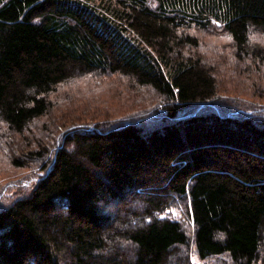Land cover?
Returning <instances> with one entry per match:
<instances>
[{
  "label": "trees",
  "instance_id": "obj_1",
  "mask_svg": "<svg viewBox=\"0 0 264 264\" xmlns=\"http://www.w3.org/2000/svg\"><path fill=\"white\" fill-rule=\"evenodd\" d=\"M192 30L264 70V0H0L1 137L31 171L0 188V264H264V104L225 97ZM82 76L160 102L34 133Z\"/></svg>",
  "mask_w": 264,
  "mask_h": 264
},
{
  "label": "rangeland",
  "instance_id": "obj_2",
  "mask_svg": "<svg viewBox=\"0 0 264 264\" xmlns=\"http://www.w3.org/2000/svg\"><path fill=\"white\" fill-rule=\"evenodd\" d=\"M191 34L200 43V54L219 70L221 89L225 94L229 93L225 97H243L246 101L264 104V93H261L262 88L264 89V68L259 72V68L257 70L251 64L245 65L236 60L230 39L223 33L192 30ZM252 38L257 47L264 46V33L254 32ZM158 97L152 91L134 86L125 78L78 77L60 86L51 95V113L35 123L33 132L38 133L42 127L51 126L61 118L88 124L106 119L127 118L135 111L158 105ZM13 151V147L1 137L0 131V188L31 174L28 169L12 166L10 155ZM171 213L179 217L177 209ZM188 230L192 232V224L188 226ZM179 251L188 258V264H232L223 258L201 261L196 256L194 247H182Z\"/></svg>",
  "mask_w": 264,
  "mask_h": 264
}]
</instances>
